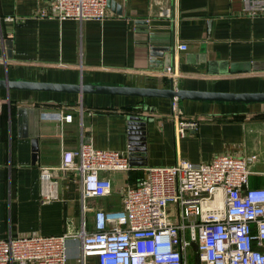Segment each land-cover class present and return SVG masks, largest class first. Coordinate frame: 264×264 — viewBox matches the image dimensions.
Wrapping results in <instances>:
<instances>
[{
    "label": "crops",
    "instance_id": "0c3cea01",
    "mask_svg": "<svg viewBox=\"0 0 264 264\" xmlns=\"http://www.w3.org/2000/svg\"><path fill=\"white\" fill-rule=\"evenodd\" d=\"M53 1L0 0V78L144 87L173 80L180 89L264 92V15L247 10L245 0H108L106 20L84 22L41 17ZM169 66L174 72L166 75ZM178 106L183 118L199 121L180 139L171 99L0 89V237L73 233L84 223L91 231L95 211L120 208L125 189L140 182L146 167L180 159L240 155L253 171L251 186L264 187V103ZM56 111L73 120L48 117ZM82 142L126 153L134 169L108 173L113 193L86 202L78 174L57 170L58 199L43 204L42 167L59 166L63 152ZM80 252V242L70 240L68 264H83Z\"/></svg>",
    "mask_w": 264,
    "mask_h": 264
},
{
    "label": "built area",
    "instance_id": "2783aa9c",
    "mask_svg": "<svg viewBox=\"0 0 264 264\" xmlns=\"http://www.w3.org/2000/svg\"><path fill=\"white\" fill-rule=\"evenodd\" d=\"M247 10L264 15V0H245ZM163 11L161 15H163ZM44 18L104 21L108 0H54ZM179 48L187 50L186 44ZM174 69H165L166 75ZM172 114L177 138L197 131L199 121ZM71 122L72 114L48 112ZM126 153L82 142L65 150L61 164L41 170L43 204L58 199L54 173L75 172L82 198L107 197L114 183L108 173L133 170ZM136 185H128L118 209L95 211V227L60 235L0 237V264H68V242H80L79 260L97 256L99 264H264V187H252L253 171L243 156L219 154L209 162L180 159L171 166L146 167ZM86 209L87 205L85 206Z\"/></svg>",
    "mask_w": 264,
    "mask_h": 264
},
{
    "label": "water",
    "instance_id": "95a60500",
    "mask_svg": "<svg viewBox=\"0 0 264 264\" xmlns=\"http://www.w3.org/2000/svg\"><path fill=\"white\" fill-rule=\"evenodd\" d=\"M3 38L0 39V57L2 47L4 46ZM11 47V42H5ZM9 57L13 52L8 50ZM168 87H144L131 85H105V84H83V83H63L50 81H28V80H10L9 78H0V89L10 90H41V91H58L73 93H96L127 95L137 97H154L167 98L171 100H193V101H219V102H244V103H264V92H218L210 90H190L180 89L175 86L171 80ZM40 140L38 137L33 139V160L35 161L40 151ZM132 164V163H131Z\"/></svg>",
    "mask_w": 264,
    "mask_h": 264
},
{
    "label": "trees",
    "instance_id": "16d2710c",
    "mask_svg": "<svg viewBox=\"0 0 264 264\" xmlns=\"http://www.w3.org/2000/svg\"><path fill=\"white\" fill-rule=\"evenodd\" d=\"M142 180V179H141Z\"/></svg>",
    "mask_w": 264,
    "mask_h": 264
}]
</instances>
